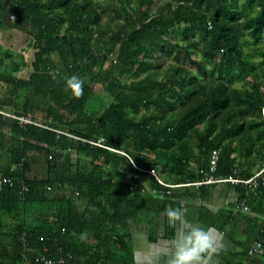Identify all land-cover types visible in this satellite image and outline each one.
Here are the masks:
<instances>
[{
    "label": "trees",
    "instance_id": "trees-1",
    "mask_svg": "<svg viewBox=\"0 0 264 264\" xmlns=\"http://www.w3.org/2000/svg\"><path fill=\"white\" fill-rule=\"evenodd\" d=\"M12 30L33 58L0 49V109L33 121L0 113V171L14 179L0 189V264H45V247L67 264H134L131 222L156 233L169 205L220 182L240 193L235 208L200 202L197 220L235 242L223 264H264L247 254L264 243V185L194 183L214 148L219 178L264 166V0H0V32Z\"/></svg>",
    "mask_w": 264,
    "mask_h": 264
},
{
    "label": "clouds",
    "instance_id": "clouds-1",
    "mask_svg": "<svg viewBox=\"0 0 264 264\" xmlns=\"http://www.w3.org/2000/svg\"><path fill=\"white\" fill-rule=\"evenodd\" d=\"M85 80L77 75L66 78V91L80 98L84 95ZM264 114V110H262ZM186 209L183 206L169 205L162 216L169 224L184 226V231L178 237L164 240L163 251L160 255L167 258V264H213V258L223 248V236L214 227H202L189 223L186 218ZM75 235V233H74ZM81 241L87 240V233H81ZM143 258L142 264H157L156 259L141 251L134 253V260Z\"/></svg>",
    "mask_w": 264,
    "mask_h": 264
},
{
    "label": "crops",
    "instance_id": "crops-1",
    "mask_svg": "<svg viewBox=\"0 0 264 264\" xmlns=\"http://www.w3.org/2000/svg\"><path fill=\"white\" fill-rule=\"evenodd\" d=\"M197 186L201 184H196ZM240 193L235 188L232 183L220 182L217 183L210 193L203 199L197 198L191 205H186L183 203V207L186 209V220L191 224H198L202 227H214L223 236V248L220 250L218 255L213 258V264H223V255L226 252L231 251L235 247V242L227 233V230H220L219 228L211 225H207L201 221H198L195 213L194 207L197 203L203 202L210 209L218 211L221 208L234 207L235 203L238 201ZM235 208V207H234ZM159 229L155 233L152 231L151 227L146 223H135L131 222L128 230L131 233V242L133 245L134 253L136 251H141L152 255L157 264H167V258L160 255L163 251V241L178 237L184 231L183 225L169 224L167 218L160 217ZM143 258L140 260H134V264H142Z\"/></svg>",
    "mask_w": 264,
    "mask_h": 264
},
{
    "label": "built area",
    "instance_id": "built-area-1",
    "mask_svg": "<svg viewBox=\"0 0 264 264\" xmlns=\"http://www.w3.org/2000/svg\"><path fill=\"white\" fill-rule=\"evenodd\" d=\"M12 18L13 19L17 18L16 13H14L12 15ZM0 113H2L4 115H8V116L18 117L22 123H27V122L33 121L28 116L17 115L16 113L6 111L4 109H0ZM219 157H220V150L218 148H214L211 152V155H210V161H209L210 172H209V174L204 179H202L200 181H196L194 183H196V184H202V183L209 184V183L219 182V181H223V180H233V181H242L244 183L251 184L254 188H256L259 184L264 185V166L259 171H257L254 175H252L251 177H249L247 179H239V178H233V177H231V178H219V177H217L215 175V171L217 170V167H218ZM139 168L141 170H145V171L149 172L150 174L155 175L159 181L165 183L163 181V179L159 176L158 171L155 167H152V168L139 167ZM13 182H14V179L12 177L3 174L0 171V189H2L7 184L12 185ZM27 189H28L27 185L23 182L21 192L23 193ZM237 208L244 210V211L251 212V207L248 205V203L246 202L245 199L242 200L237 205ZM22 240L26 244L25 237H23ZM247 254L250 256H252V255H259V256L264 255V243L260 239L253 240L252 243L250 244L249 248H248ZM35 259L37 261L44 262L45 264H67L68 263V258H66V257L55 258V257L51 256L49 254V249L47 247H45V249L43 251L36 253Z\"/></svg>",
    "mask_w": 264,
    "mask_h": 264
},
{
    "label": "rangeland",
    "instance_id": "rangeland-1",
    "mask_svg": "<svg viewBox=\"0 0 264 264\" xmlns=\"http://www.w3.org/2000/svg\"><path fill=\"white\" fill-rule=\"evenodd\" d=\"M169 0H161L162 3H166ZM107 17H105L106 19ZM30 37L28 34L23 33L21 31H7V32H0V49H11L18 59L21 58L22 54H25L29 59L33 58V49L29 46ZM255 47L257 46L256 43L253 44ZM252 45V46H253ZM246 47L245 50L247 53L253 51L254 46ZM185 54H180V59L175 60L174 55L169 56L167 59L168 62L170 61H176L178 63H182L185 61ZM190 67L193 68L192 62L188 60L187 62ZM31 72V66H26L24 70L20 73L23 76H28ZM125 78H127V74L124 75ZM234 80L237 84H242L243 78L238 77L237 75L234 77ZM62 193V190H61Z\"/></svg>",
    "mask_w": 264,
    "mask_h": 264
}]
</instances>
